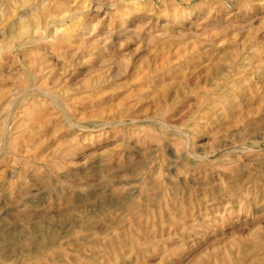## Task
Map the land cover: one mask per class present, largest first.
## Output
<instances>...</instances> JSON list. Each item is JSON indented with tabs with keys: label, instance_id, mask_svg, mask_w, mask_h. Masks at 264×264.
<instances>
[{
	"label": "rangeland",
	"instance_id": "1",
	"mask_svg": "<svg viewBox=\"0 0 264 264\" xmlns=\"http://www.w3.org/2000/svg\"><path fill=\"white\" fill-rule=\"evenodd\" d=\"M0 264H264V0H0Z\"/></svg>",
	"mask_w": 264,
	"mask_h": 264
},
{
	"label": "bare ground",
	"instance_id": "2",
	"mask_svg": "<svg viewBox=\"0 0 264 264\" xmlns=\"http://www.w3.org/2000/svg\"><path fill=\"white\" fill-rule=\"evenodd\" d=\"M13 24H14V23H13ZM10 25H11V24H10ZM20 26H21V25H20ZM11 28H12V27H11ZM9 29H10V27H9ZM23 29H24V28H23ZM20 31H23L22 28H21ZM24 32L26 33V31H24ZM24 32H21V33L24 34ZM21 35H22V34H21ZM35 41H37V40H35ZM22 44H23V43H22ZM20 46H21V45H20ZM37 203H38V202H37ZM24 215H25V214H24ZM37 216H39V215H37ZM18 217H19V215H18ZM18 217H17V218H18ZM40 217H41V216H40ZM17 218H16V220H17ZM23 219H24V218H23ZM12 220H13V219H12ZM10 229H12V228H10ZM14 230H15V228H14ZM9 231H10V230H9ZM13 232L15 233L16 231H13ZM9 233H10V232H9ZM14 233H12L11 236L14 235ZM9 236H10V235H9ZM19 236H20V235H19ZM19 236H18V235H17V236H16V235L12 236V237H11L12 241H15L16 243H18V241H20V240L22 239V237H21V236L19 237ZM20 238H21V239H20ZM23 238H24V237H23ZM9 239H10V238H9ZM19 239H20V240H19ZM15 242H14V244H16ZM37 242H38V241H37ZM10 245H11V244H10ZM8 246H9V245H8ZM10 248H11V247H10Z\"/></svg>",
	"mask_w": 264,
	"mask_h": 264
}]
</instances>
